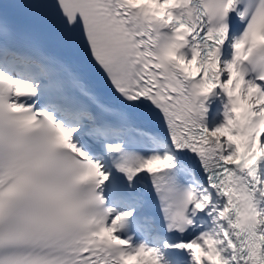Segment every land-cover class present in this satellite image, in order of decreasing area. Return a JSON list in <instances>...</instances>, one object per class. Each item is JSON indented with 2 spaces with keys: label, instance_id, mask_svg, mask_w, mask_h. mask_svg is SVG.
<instances>
[{
  "label": "snow or ice",
  "instance_id": "1",
  "mask_svg": "<svg viewBox=\"0 0 264 264\" xmlns=\"http://www.w3.org/2000/svg\"><path fill=\"white\" fill-rule=\"evenodd\" d=\"M0 264H264V0H0Z\"/></svg>",
  "mask_w": 264,
  "mask_h": 264
},
{
  "label": "bare ground",
  "instance_id": "2",
  "mask_svg": "<svg viewBox=\"0 0 264 264\" xmlns=\"http://www.w3.org/2000/svg\"><path fill=\"white\" fill-rule=\"evenodd\" d=\"M217 93H219V89H217ZM225 101L223 99V96L217 97V96H213L209 98V111L212 112L213 110L211 108H213V106L216 107V109H220V107L222 105H224ZM215 111V110H214Z\"/></svg>",
  "mask_w": 264,
  "mask_h": 264
},
{
  "label": "rangeland",
  "instance_id": "3",
  "mask_svg": "<svg viewBox=\"0 0 264 264\" xmlns=\"http://www.w3.org/2000/svg\"><path fill=\"white\" fill-rule=\"evenodd\" d=\"M219 115H220V116H219ZM219 115H218L217 120L215 121V123L212 125L213 129H214L215 127L219 126V125L223 122L224 117L221 118V115H222L221 110H220V114H219ZM218 119H220V121H218Z\"/></svg>",
  "mask_w": 264,
  "mask_h": 264
}]
</instances>
